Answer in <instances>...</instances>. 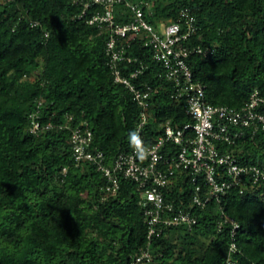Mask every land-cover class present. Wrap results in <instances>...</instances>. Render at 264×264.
<instances>
[{
	"label": "trees",
	"instance_id": "trees-1",
	"mask_svg": "<svg viewBox=\"0 0 264 264\" xmlns=\"http://www.w3.org/2000/svg\"><path fill=\"white\" fill-rule=\"evenodd\" d=\"M125 1L140 4L156 28L177 20L181 9L194 15L195 30L185 43L209 50L186 60L209 102L237 107L254 91L264 96V0ZM125 1L113 5L117 22L132 19ZM104 9L89 0H0V264H134L146 247L150 259L135 264H224L231 235L229 224L218 227L220 205L239 224V263L264 264V181L213 197L196 209L199 220L191 229L169 226L148 237L136 183L121 177L111 194L95 164H76L70 128L59 126L67 116L69 125L91 129L90 146L107 161L128 148L139 123L140 106L114 79L106 50L111 30L89 21ZM116 43L125 57L115 67L129 76L146 64L131 79L156 89L145 141L160 122L190 120L141 34L128 32ZM32 119L43 128L30 130ZM220 145L244 164L264 166V128L246 129L234 143ZM176 183L183 191L171 186L165 196L185 205L191 183Z\"/></svg>",
	"mask_w": 264,
	"mask_h": 264
},
{
	"label": "built area",
	"instance_id": "built-area-1",
	"mask_svg": "<svg viewBox=\"0 0 264 264\" xmlns=\"http://www.w3.org/2000/svg\"><path fill=\"white\" fill-rule=\"evenodd\" d=\"M105 5L101 13H94L89 21L104 23L111 30L106 50L110 56L114 79L122 82L132 93L133 100L140 106L138 131L148 154L141 160L130 145L118 151L108 161L102 150L92 148L91 129L83 124L69 125L71 116L59 126L70 128L73 154L76 164L88 161L106 177V190L114 194L119 187L121 177L134 181L140 192V202L148 225L147 235L161 234L166 227L183 225L191 229L199 220L196 209H205L213 198L219 197L231 186L254 184L264 181V166L240 162L236 154L223 149L221 143H234L245 131L251 134L258 128H264V96L254 91L248 100L239 106L213 104L206 99L205 85L193 77L186 57L191 52H208V47L185 43L195 30V17L187 8L181 9L177 20L161 21L156 28L143 14L140 4L125 0H89ZM125 1L132 11V19L127 22L114 20L113 5ZM128 32L141 34L143 43L153 51V56L162 66L166 79L172 81L171 96L182 98L185 112L190 120L173 125L169 120L159 123L151 141H145L144 123L148 120V107L156 93L154 85L146 81H133L141 74L146 64L140 63L130 73L123 75L115 63L125 56L122 48L116 46L119 37ZM34 115V112L32 113ZM47 122L44 127L50 126ZM43 127L40 121L32 119L30 130ZM146 136V137H145ZM191 183L189 202L185 205L174 199H167L165 194L173 186L176 191H183V185L175 182ZM242 190V189H241ZM220 220L230 225L231 240L224 264H240L234 256L237 245L235 231L238 222L219 206ZM148 247L142 249L133 261L135 264L143 258L150 259Z\"/></svg>",
	"mask_w": 264,
	"mask_h": 264
},
{
	"label": "clouds",
	"instance_id": "clouds-1",
	"mask_svg": "<svg viewBox=\"0 0 264 264\" xmlns=\"http://www.w3.org/2000/svg\"><path fill=\"white\" fill-rule=\"evenodd\" d=\"M128 139L130 142V145L133 147L136 154L139 156L141 160L146 158L148 151L144 147L143 141L138 133V131H132L128 135Z\"/></svg>",
	"mask_w": 264,
	"mask_h": 264
}]
</instances>
